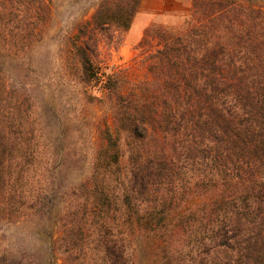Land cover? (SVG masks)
Returning <instances> with one entry per match:
<instances>
[{
    "label": "trees",
    "instance_id": "obj_1",
    "mask_svg": "<svg viewBox=\"0 0 264 264\" xmlns=\"http://www.w3.org/2000/svg\"><path fill=\"white\" fill-rule=\"evenodd\" d=\"M142 1L100 0L68 42L69 75L102 93L113 123L64 194L59 250L68 264H136L148 238L152 264H264V0H192L181 26L146 31L151 79L130 82L103 71L100 43L121 41ZM51 2L0 0V222L46 223L58 187L61 153L42 149L3 74Z\"/></svg>",
    "mask_w": 264,
    "mask_h": 264
},
{
    "label": "rangeland",
    "instance_id": "obj_2",
    "mask_svg": "<svg viewBox=\"0 0 264 264\" xmlns=\"http://www.w3.org/2000/svg\"><path fill=\"white\" fill-rule=\"evenodd\" d=\"M99 3L100 0H52L50 20L38 41L25 55L4 66L8 88L23 93L26 103L32 106L36 132L43 137L42 149L59 150L61 155L57 162L58 187L48 221L0 222V264H6V260L13 264H68L59 250L60 218L67 206L64 194L88 179L100 145L99 132L113 123L110 102L100 100L101 92L79 85L66 69L69 39L80 24L91 19ZM159 3L160 0H143L139 12L156 10ZM191 4L192 0H167L166 5L153 11V16L160 17L150 26L137 22L121 41L102 40L103 71L119 72L130 82L150 80L148 56L159 45L156 39L146 36V31L153 26L178 28L189 16ZM89 96L95 100L90 101ZM152 244L155 243L148 238L139 240L136 264H152Z\"/></svg>",
    "mask_w": 264,
    "mask_h": 264
},
{
    "label": "crops",
    "instance_id": "obj_3",
    "mask_svg": "<svg viewBox=\"0 0 264 264\" xmlns=\"http://www.w3.org/2000/svg\"><path fill=\"white\" fill-rule=\"evenodd\" d=\"M167 3V0H160V3L158 4V9H153L151 10L150 12H147L145 13L144 11L143 12H139L138 15L136 16V19H135V22H134V25L132 27V29H135V25L137 22H142V26H150L153 22L157 21L158 18L160 17L159 15H154L153 16V11H157L159 10L160 8H162L164 5H166ZM142 15V16H141ZM147 16H153L151 17V19H148Z\"/></svg>",
    "mask_w": 264,
    "mask_h": 264
}]
</instances>
